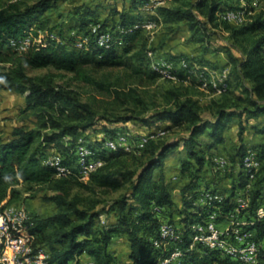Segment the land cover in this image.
Masks as SVG:
<instances>
[{
	"label": "trees",
	"instance_id": "trees-1",
	"mask_svg": "<svg viewBox=\"0 0 264 264\" xmlns=\"http://www.w3.org/2000/svg\"><path fill=\"white\" fill-rule=\"evenodd\" d=\"M51 1L39 0L24 9L17 0H0V92L25 94L23 111H31L36 118L33 127L15 126L8 138L0 136V205L18 204L23 194L35 186L44 191L42 197L45 201L57 205L55 213L46 217L31 216L27 223L28 231L35 237L34 247L46 251L48 264H81L80 256L84 253L97 264H114L108 246L117 235H125L132 264H155L159 256L166 255L175 246L182 250V255L173 264H239L201 243L190 247L191 225L203 222L207 214L206 206L198 202L200 193L195 191L203 170L212 165V156L208 157L203 148L210 151L222 143L224 129L235 120L239 145L228 159L232 168L238 166L237 181L221 203L219 219L234 209L232 197L235 191L245 188L248 182L239 168L248 148L243 142L247 122L262 117L256 127L264 135V20L257 16L229 27L225 39L215 32L210 33L208 26L215 24L219 9H237L227 0H168L167 5L159 6L156 13L162 22H183L193 42L208 44L215 39L221 45L231 65L230 76L234 83L213 98L206 111L191 95L182 92L187 91L188 84L171 83L168 106L155 112L151 119L166 120L171 125L183 122L187 125L188 134L163 141L161 138L165 134L150 139L138 152L120 149L108 151L103 148L101 140L96 139L91 145L104 162L86 180H80L75 176L55 177L53 169L42 163L49 146L55 145L56 150L64 156V161L73 165L78 135L92 130L102 119L119 122L130 118L126 116L110 120L107 116H99L89 104L80 102L71 90L54 85L49 75H29L28 70L47 67L68 72L77 80L113 92L114 98L121 103H129L132 96L128 92L112 88L111 83L99 79L92 72L96 67L117 64L114 62L116 55L127 49V46L120 45L132 40L142 29L134 28L132 18L123 12L120 13V22L111 29L107 20L99 22L82 18L85 21L81 22L80 28L87 29L89 40L86 48L77 47L74 38L65 42L57 30L59 42L46 39L38 49L29 48L22 52L10 50L8 39L28 33L33 15L51 6ZM129 1L131 9H139L148 0ZM88 15L92 18V13ZM96 23L100 24V30L109 29L112 32L113 44L110 48L95 44L90 28ZM147 43V37L141 38L133 57L138 61L144 58L149 64L147 53L152 49L147 47ZM206 50L204 47L203 51ZM139 67H133L134 72L140 73L142 70ZM149 76L159 77L151 68ZM237 89L242 92L236 94ZM140 120L148 126L153 121L146 118ZM164 129L167 133L168 129ZM103 131L108 135L116 133ZM204 134L207 140L201 141L200 136ZM180 147L184 152L180 153L177 164L187 182L181 188L180 206L176 207L165 161ZM256 155L262 162L259 176L249 191L248 208L238 217L243 215L249 219L264 201V174L261 175V171H264V144L256 146ZM129 159L134 162V167L127 164ZM127 183L128 194L97 209L103 203L100 198L87 199L77 194L70 196V189L75 185L94 193L97 190L114 191ZM207 189L218 191L216 188ZM111 212L116 215L114 222H109ZM101 214L106 216V221L97 226ZM163 220L179 226L180 239L170 243L167 248H156L153 242L158 238V228ZM249 228L255 232L257 241L264 242V219L256 221ZM258 264H264V249Z\"/></svg>",
	"mask_w": 264,
	"mask_h": 264
},
{
	"label": "rangeland",
	"instance_id": "rangeland-1",
	"mask_svg": "<svg viewBox=\"0 0 264 264\" xmlns=\"http://www.w3.org/2000/svg\"><path fill=\"white\" fill-rule=\"evenodd\" d=\"M17 1L19 6L25 9L31 7L39 0ZM50 3L51 6L33 15L34 20L31 28L41 27L47 33L52 31L57 33L58 30V33L62 34L65 42H68L70 38H74L75 41L85 39L88 42L87 29L80 28L81 22L85 20L89 21L90 19L98 20L99 22L107 20L109 28L111 29L115 23L120 22V13L122 12L132 18L134 28L135 26L141 27L148 22L152 24L149 28L143 26L141 33L132 40L120 45V47L127 46V49L116 55L114 62H117V64L96 67L95 71L92 72L99 79H102L106 83H111L113 85L112 88L128 92L132 97L129 103H121L120 100L114 98L113 92L98 89L94 85L77 80L71 73L47 67L29 69V75H49L54 85L71 90L80 102L89 104L99 116H107L110 120L129 116V120L119 122L100 120L92 129L97 130L99 133L104 132L103 130H111L112 132H124L129 133L130 136H135L145 133L148 130L167 128L168 132H165L164 136L162 135L161 141L188 134L187 125L183 122L177 125H171V122L166 120L151 119V116L155 112L163 110L165 106H168L166 104L168 90L172 84L157 76H154V78L150 77L148 62L144 58L138 61L133 56L139 48L140 39L147 37V47L154 50L153 52L159 57L174 58L175 56V58H179V55H182L184 57H190L201 64L221 68L224 62L222 58L226 59L227 54L221 55L225 51L221 49V45L215 39H212L208 44L206 42L204 44L193 42L191 40V34L183 22L164 23L156 13V10L148 12L144 9V5L139 9H131L129 0H52ZM168 3L169 1L167 0L164 4L167 5ZM230 4H233L232 6L234 8H246L250 11L245 22L255 19L257 16H260L264 20V0H233L230 1ZM127 9H131V12ZM225 10L226 8L219 9L217 12V20L215 24L208 26V31L210 33L215 32L226 39V36L229 34V27L234 26V24L222 20L221 13ZM89 12L92 13V18L89 17ZM196 13L201 18L197 10ZM204 47L207 48L206 51H203ZM209 55L213 56L214 61L208 60ZM98 59H101V56H98ZM135 66H140L139 68L142 71L140 73L134 72L135 68L133 67ZM223 67H227L230 74L231 65L229 64ZM233 83L234 80L232 78L231 83L229 80V86ZM188 85L187 91L183 90L182 92L191 95L197 101L200 108L204 110L210 104L211 100L217 98L219 95L213 94L211 91L204 92L195 83ZM239 91L238 89L235 90L236 94H240L238 93ZM24 95L11 91L0 92V136L2 138H8L15 126L25 125L31 128L35 125L36 118L31 111H23L25 105ZM204 115L207 116L206 113ZM142 118L153 120L151 121V126L143 124L140 120ZM261 119L262 117L247 122V129L243 135V142L250 145L247 149L254 152H256L257 145L264 144V135L260 134L256 127L259 125ZM97 131L93 133V143L97 139V136H95ZM237 131L238 126L236 120L224 129L223 132L226 133L227 138L224 147H221L220 153L227 155L230 154L229 152L232 154L235 153L239 145ZM48 132H51V130H48ZM200 140L206 141V135H201ZM50 148L57 149L55 145H50L47 150ZM176 150L166 158L165 162L169 171L168 174H171V172L178 168L177 159L180 153L184 152L183 147ZM203 152L208 157L211 156L208 153L209 149H206V147L203 148ZM133 163L131 159L127 160L129 166L134 167ZM234 169L237 172L238 166ZM263 174L264 171H261V175ZM128 193L129 183L124 184L114 191L109 190L103 192L102 190H97L92 193L80 185H75L70 189V196L77 194L87 199L100 198L103 200V203L99 204L96 209ZM43 194L44 191L40 187L35 186L33 190L23 194L18 205L25 207L33 217H46L55 213L58 210L57 205L52 201H45L42 197ZM81 204L83 205L84 202ZM102 218L104 222H102ZM115 218V213L111 212L109 222H114ZM105 219L106 216L101 214L100 222L97 223V226L104 224ZM126 240L125 235H117L114 236L108 246L111 253H118L117 256H112L114 262H118V264H132L126 253L128 248V242Z\"/></svg>",
	"mask_w": 264,
	"mask_h": 264
},
{
	"label": "built area",
	"instance_id": "built-area-1",
	"mask_svg": "<svg viewBox=\"0 0 264 264\" xmlns=\"http://www.w3.org/2000/svg\"><path fill=\"white\" fill-rule=\"evenodd\" d=\"M167 0H148L144 9L153 12L159 6L165 5ZM250 11L246 8L226 9L221 13L224 22L241 24L246 21ZM145 28L152 26L150 22L143 25ZM141 26V28L143 27ZM139 26H135L137 28ZM91 34L95 44L101 48H110L113 44L112 32L109 29L100 30V24L91 25ZM46 39L60 41L54 31L47 33L42 28H31L28 33L18 37H10L7 46L16 52L26 51L29 48L38 49ZM85 39L76 40V46L86 48ZM150 68L162 79L173 84L195 83L204 92L221 94L229 87V69L227 67L215 68L201 64L190 57L164 58L157 56L152 50L147 53ZM96 131L89 130L81 133L76 138L74 151L75 162L67 164L64 156L55 148L47 150L42 158V163L53 169L55 177L75 176L86 180L90 173L103 164V159L98 157L92 137ZM164 128L148 130L140 135L130 136L129 133H115L114 135L99 133L96 138L101 140L103 148L108 151L122 150L125 152H138L150 139L164 135ZM96 141V139H95ZM230 165L227 157L216 156L213 158L215 170H225ZM262 162L256 152L247 149L240 163V170L248 182L243 189H237L232 197L235 207L225 216L228 223L226 227L220 226L219 210L224 198L227 197L219 191L204 189L200 192L198 202L206 206L207 214L203 222L191 225L190 247L201 243L212 250L229 256L239 264H258L264 242L257 241L254 231L249 228L256 221L264 219V201L255 209L254 215L247 217L241 215L249 206V191L259 176ZM29 211L18 204L0 205V264H48L47 253L44 249L34 247L35 237L28 231L27 223L30 220ZM104 222V219H101ZM180 230L177 224L161 221L158 228V238L153 244L156 248H167L170 243L180 239ZM169 250V249H168ZM182 250L175 246L164 256H159L155 264H173L181 257ZM81 264H97L94 259H87Z\"/></svg>",
	"mask_w": 264,
	"mask_h": 264
},
{
	"label": "crops",
	"instance_id": "crops-1",
	"mask_svg": "<svg viewBox=\"0 0 264 264\" xmlns=\"http://www.w3.org/2000/svg\"><path fill=\"white\" fill-rule=\"evenodd\" d=\"M230 1H233V0H227L228 3H230ZM128 11H130V10H128ZM223 54L226 55V52H222L221 53V55H223ZM222 59L224 61L222 67L223 66H228L229 65L228 59L227 58L226 59L222 58ZM208 60L214 61L213 56L209 55ZM229 80H230V83H231V81H232V77L231 76H230ZM223 135H224V139L225 140L209 151L210 155L212 156L211 157V162H212L213 158L216 157V156H224V157L228 158L230 155H232L231 152H229L230 153L229 155L224 154V153L223 154L220 153L221 147L222 148L224 147L225 141H226V138H227L225 132L223 133ZM245 145L247 147L250 146L247 143ZM229 163H230V161H229ZM210 166H211V168H209V169L205 168L203 170L204 171L203 175H202V177L199 178L197 186L195 188V191L200 193L201 191H203L204 189H207V188H213V189L216 188L220 193L224 194L225 196H228L230 194V192H231L232 186L235 184L234 182L237 181V174H236L235 169L232 168V164L231 163H230L229 167L226 168L225 170H215L214 166H213V163ZM222 176H224V177L222 178V180H220V178ZM168 182H169L171 193L173 195V200H174V202L176 204L175 206L179 207L180 206V197H181V188L187 182V178L179 172L178 168H176V170L171 172V174H168ZM227 223H228V221H227V219L225 217L220 219V223H219L220 226L226 227ZM254 235H255V232H254ZM126 253H127V256H129V246H128L127 250H126ZM112 254H113V256H117L118 255V253H115V252H113ZM87 259H91V257L89 255L85 254V253L80 256V262L81 263L83 261L87 260ZM114 264H118V262L117 263L114 262Z\"/></svg>",
	"mask_w": 264,
	"mask_h": 264
}]
</instances>
